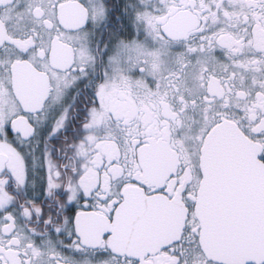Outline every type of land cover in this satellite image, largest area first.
Masks as SVG:
<instances>
[{
	"label": "snow or ice",
	"instance_id": "snow-or-ice-1",
	"mask_svg": "<svg viewBox=\"0 0 264 264\" xmlns=\"http://www.w3.org/2000/svg\"><path fill=\"white\" fill-rule=\"evenodd\" d=\"M67 6L0 25V264H264V0ZM85 81L81 116L65 100ZM155 149L177 167L149 190L133 173Z\"/></svg>",
	"mask_w": 264,
	"mask_h": 264
},
{
	"label": "flooded vegetation",
	"instance_id": "flooded-vegetation-1",
	"mask_svg": "<svg viewBox=\"0 0 264 264\" xmlns=\"http://www.w3.org/2000/svg\"><path fill=\"white\" fill-rule=\"evenodd\" d=\"M112 2L122 10L123 3H129L131 0H112ZM228 0H225V3L227 4ZM27 3V0H12L9 3H6L5 6L0 7V20L4 23V26L7 27L8 33L14 34V28L13 25L16 22V19L18 15L23 11V8L25 4ZM77 14V9L75 7V0H68V6L64 10L65 18L69 21L74 20ZM118 14V13H117ZM183 18L178 17V22H182ZM107 32L103 29V27L98 28L96 30V35L93 37V46H99L100 48H103L104 43L107 40ZM85 83H81L77 85L76 87L72 88L68 92V96L65 100V103H70L71 98L73 96H76V102L72 105V111L80 112L81 116L83 115V109L85 104L88 103V100H90L89 91L85 88ZM0 87H3V85H0ZM23 87L25 90L26 95H31L35 92L37 88L36 82L31 78L30 74H26L23 79ZM57 105H53V110L57 109ZM79 121H77L78 125ZM74 125H70L68 132L66 133L68 139L64 140L62 137L59 140H54L50 147L52 148L53 152L55 153L57 149H60L61 154L64 152V145L70 144L75 139V133L72 131V128ZM140 150H138L139 155ZM147 164L143 166L142 171H138L133 173L136 175L137 179L140 181H143L145 185L148 186V189H154L162 184H171L170 179H166L168 176V172L175 169L177 167V164L174 159H170L168 155L159 149L153 150L150 154L147 156ZM182 187V185H177L176 191L173 193V201L178 202L179 201V190ZM31 191V190H29ZM140 193V188L138 186H132L130 188V198L135 200ZM23 198V197H21ZM154 200H159L160 194L156 193L153 197H151ZM38 203L41 201L38 200ZM51 204V209H49V205ZM43 205L45 207V211L48 212L49 210L55 214L56 211V203L54 201H43ZM182 216V212L178 211L177 213L172 214H165L161 219L163 223L171 225L173 227H177L179 225L178 217ZM102 221H92V226L95 227L97 223H101ZM20 224H24V220H20ZM31 224L33 226L39 227L42 229L43 225L42 223H37L36 218L33 217ZM248 252L247 250H237L236 253H244Z\"/></svg>",
	"mask_w": 264,
	"mask_h": 264
},
{
	"label": "water",
	"instance_id": "water-1",
	"mask_svg": "<svg viewBox=\"0 0 264 264\" xmlns=\"http://www.w3.org/2000/svg\"><path fill=\"white\" fill-rule=\"evenodd\" d=\"M12 0H0V7L1 6H5L6 3H9L11 2ZM0 25H3L4 26V23L0 20ZM154 200V199H153ZM130 215L131 216H134L135 215V210L133 209L132 212H130ZM237 250H242V248L240 247H236L235 250H234V254L236 255L237 258H242L244 255H251V252L248 251V252H244V253H236Z\"/></svg>",
	"mask_w": 264,
	"mask_h": 264
}]
</instances>
